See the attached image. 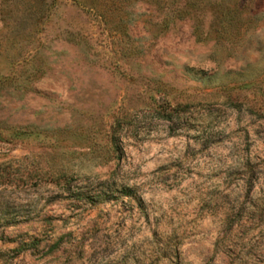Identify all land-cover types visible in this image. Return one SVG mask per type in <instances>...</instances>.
I'll return each instance as SVG.
<instances>
[{
	"label": "rangeland",
	"instance_id": "374dc122",
	"mask_svg": "<svg viewBox=\"0 0 264 264\" xmlns=\"http://www.w3.org/2000/svg\"><path fill=\"white\" fill-rule=\"evenodd\" d=\"M0 264H264V0H0Z\"/></svg>",
	"mask_w": 264,
	"mask_h": 264
},
{
	"label": "trees",
	"instance_id": "16d2710c",
	"mask_svg": "<svg viewBox=\"0 0 264 264\" xmlns=\"http://www.w3.org/2000/svg\"><path fill=\"white\" fill-rule=\"evenodd\" d=\"M162 119L163 120H166V121H170L171 115L170 114H167V112L164 111L163 114H162ZM114 138H115V135H114Z\"/></svg>",
	"mask_w": 264,
	"mask_h": 264
}]
</instances>
